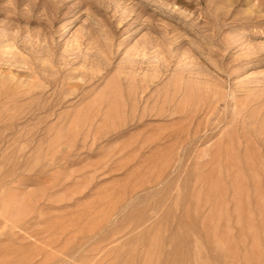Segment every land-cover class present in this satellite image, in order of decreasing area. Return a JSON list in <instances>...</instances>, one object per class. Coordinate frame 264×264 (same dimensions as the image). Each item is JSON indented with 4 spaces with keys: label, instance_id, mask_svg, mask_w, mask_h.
<instances>
[{
    "label": "rangeland",
    "instance_id": "rangeland-1",
    "mask_svg": "<svg viewBox=\"0 0 264 264\" xmlns=\"http://www.w3.org/2000/svg\"><path fill=\"white\" fill-rule=\"evenodd\" d=\"M0 264H264V0H0Z\"/></svg>",
    "mask_w": 264,
    "mask_h": 264
}]
</instances>
